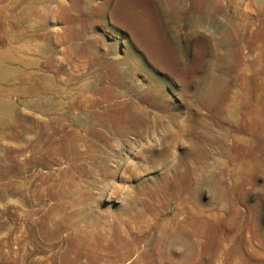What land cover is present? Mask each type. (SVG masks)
I'll use <instances>...</instances> for the list:
<instances>
[{
	"label": "rangeland",
	"instance_id": "374dc122",
	"mask_svg": "<svg viewBox=\"0 0 264 264\" xmlns=\"http://www.w3.org/2000/svg\"><path fill=\"white\" fill-rule=\"evenodd\" d=\"M0 264H264V0H0Z\"/></svg>",
	"mask_w": 264,
	"mask_h": 264
}]
</instances>
